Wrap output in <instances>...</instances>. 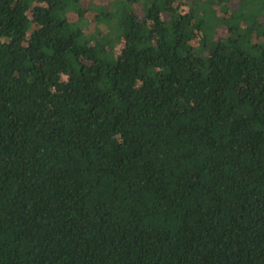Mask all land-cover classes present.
Instances as JSON below:
<instances>
[{
    "label": "trees",
    "instance_id": "trees-1",
    "mask_svg": "<svg viewBox=\"0 0 264 264\" xmlns=\"http://www.w3.org/2000/svg\"><path fill=\"white\" fill-rule=\"evenodd\" d=\"M105 3L0 0V264H264V0Z\"/></svg>",
    "mask_w": 264,
    "mask_h": 264
},
{
    "label": "rangeland",
    "instance_id": "rangeland-1",
    "mask_svg": "<svg viewBox=\"0 0 264 264\" xmlns=\"http://www.w3.org/2000/svg\"><path fill=\"white\" fill-rule=\"evenodd\" d=\"M109 1V2H108ZM113 3V0H107V3H105V5L107 6V7H109L111 4ZM231 6H233V5H231ZM84 8H86V5H84ZM110 8V7H109ZM108 8V9H109ZM215 10H216V12H217V15H220V16H223L224 17V12L226 11V7H224L222 10L220 9V6H216L215 8H214ZM232 9L233 10H236L237 9V7L234 5V7H232ZM231 9H229L228 11H230ZM76 17H73V19H75ZM89 26V29L91 30V31H94V32H98V31H100L101 33H103L104 31H105V27H104V25H102V24H100V23H97L96 21H93V18H91V22H90V25H88ZM116 46V48H119L120 46H118V45H115Z\"/></svg>",
    "mask_w": 264,
    "mask_h": 264
}]
</instances>
